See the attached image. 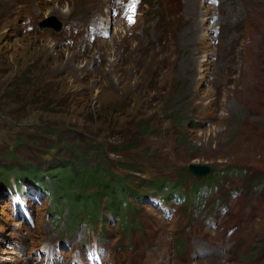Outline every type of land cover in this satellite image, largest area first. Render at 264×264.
Wrapping results in <instances>:
<instances>
[{
    "label": "rangeland",
    "instance_id": "374dc122",
    "mask_svg": "<svg viewBox=\"0 0 264 264\" xmlns=\"http://www.w3.org/2000/svg\"><path fill=\"white\" fill-rule=\"evenodd\" d=\"M49 15L61 32L39 29ZM34 69L47 110L7 99ZM116 122L121 138L103 132ZM83 155L128 173L143 203L78 226L43 190L10 202L3 172L0 263L264 264V0H0V168ZM215 174L207 194L162 199Z\"/></svg>",
    "mask_w": 264,
    "mask_h": 264
},
{
    "label": "trees",
    "instance_id": "16d2710c",
    "mask_svg": "<svg viewBox=\"0 0 264 264\" xmlns=\"http://www.w3.org/2000/svg\"><path fill=\"white\" fill-rule=\"evenodd\" d=\"M45 78V74L41 70L38 72L35 69L25 70L19 73L15 77L16 85L14 88L17 90L14 94L8 95L7 99L15 104L37 106L41 110H47L45 103L52 105L56 101L50 91L43 93L44 89L41 86L40 90H38V85ZM52 99L54 100L51 101ZM102 119L105 120L106 117ZM121 128L120 122H116L111 125L110 129L108 128L103 132L121 138L119 136L125 134V131L121 133ZM101 132L98 131L97 134L101 135ZM128 144L131 145L126 148L123 146L124 149L131 148L134 143ZM90 148L95 153L103 154L105 144L103 142L98 143L91 145ZM86 159L87 157L84 156L82 161H74L72 159L59 161L56 164L50 162L46 164L27 162L18 167H1L0 177L3 172L12 171L17 174V177H15L17 183L10 185L9 179L4 178L3 182L7 185H4L3 188L10 189L12 194L16 193V189H20V193L24 196H26L24 192L27 188L34 192L43 190L50 195L51 200L55 204L54 212L52 213L55 218L61 219L66 216L72 224L78 226L84 222L98 224L104 217L101 215L102 211L109 210L114 215L119 216L124 212L127 213L126 210L129 207L135 208L133 207L134 201L138 204L143 203L146 193L137 190L134 186L135 180L129 178L130 175L128 173L126 175L118 173L113 163L109 162L104 156L98 159L97 163H89ZM131 174V176L134 175L133 173ZM218 174L209 176L205 181L199 182L194 188H191V190L186 188L187 192L185 193L181 192L183 190L182 185H180L182 188L178 186L180 181H176L170 191L163 194L162 199L170 198L174 194L177 200L189 199L190 193L201 195L203 186H206L207 190L205 193L207 194L211 189L210 181L216 178ZM253 180L252 178L248 179L249 182ZM146 186L156 190V192L170 188L167 187L165 189L164 180H151ZM126 213L123 217L124 222Z\"/></svg>",
    "mask_w": 264,
    "mask_h": 264
},
{
    "label": "water",
    "instance_id": "95a60500",
    "mask_svg": "<svg viewBox=\"0 0 264 264\" xmlns=\"http://www.w3.org/2000/svg\"><path fill=\"white\" fill-rule=\"evenodd\" d=\"M64 27V21L57 15H49L39 21V29H53L56 32H60ZM189 170L195 174L199 180L210 175L213 172V165L201 164V163H190Z\"/></svg>",
    "mask_w": 264,
    "mask_h": 264
},
{
    "label": "bare ground",
    "instance_id": "6f19581e",
    "mask_svg": "<svg viewBox=\"0 0 264 264\" xmlns=\"http://www.w3.org/2000/svg\"><path fill=\"white\" fill-rule=\"evenodd\" d=\"M46 250H47V249H44V251H46ZM44 251H43V252H44ZM1 264H2V263H1Z\"/></svg>",
    "mask_w": 264,
    "mask_h": 264
}]
</instances>
